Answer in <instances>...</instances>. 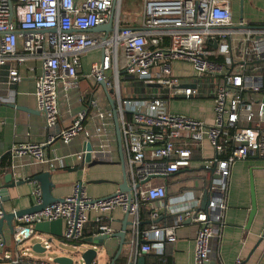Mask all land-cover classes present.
Listing matches in <instances>:
<instances>
[{"label":"built area","instance_id":"1","mask_svg":"<svg viewBox=\"0 0 264 264\" xmlns=\"http://www.w3.org/2000/svg\"><path fill=\"white\" fill-rule=\"evenodd\" d=\"M120 6L121 0H0V66L9 65L6 82L14 84L21 80V65L39 64L33 94L47 132L43 142L13 144L10 157L27 154L34 163L54 170L64 156L46 158L43 148L55 140L69 144L81 133L91 144V158L110 155L112 110L78 91L77 85L82 58L96 53L86 76L111 90L129 187L128 192L117 189L94 198L76 182L60 200L14 218V248L8 249L0 231V254L8 264H56L19 249L33 236L45 249L50 247L35 224L60 220L61 239L71 244L82 239L89 219L96 235H111L112 226L103 220L115 209L128 212L131 257L163 254L164 243L175 242L176 228L190 220L197 224L194 264H208L211 242L222 226L230 167L236 160L264 157V27H254L246 18L233 21L229 0H141L137 25L123 21ZM109 19L107 33L90 31ZM174 63L189 64L191 74L176 75ZM27 68L35 70L32 64ZM122 80L141 82L144 93L123 94ZM59 94L65 101L75 94L82 104L66 126H60ZM202 97L212 99L210 123L169 110L176 98ZM205 139L215 153L200 162L206 181L172 196L171 223L160 226L155 221L159 208L167 210L168 204L163 203L167 187L159 179L193 167L194 150ZM83 154L74 153L77 159ZM31 194L34 205L40 204L38 185ZM203 195L206 202L200 208ZM155 201L162 205L151 204L149 226L141 230V206ZM234 264H242V259L237 257Z\"/></svg>","mask_w":264,"mask_h":264},{"label":"crops","instance_id":"2","mask_svg":"<svg viewBox=\"0 0 264 264\" xmlns=\"http://www.w3.org/2000/svg\"><path fill=\"white\" fill-rule=\"evenodd\" d=\"M229 5L233 21H238L240 0H229ZM241 13L243 18L250 20L252 26L264 27V0H243ZM133 19L127 20V23L137 25L140 21V16L138 19L135 17ZM95 56H97L96 53H94V56L87 54L82 58V68L78 73L77 80L78 91L92 95L100 101L101 105L110 107L100 83H95L86 76L88 63L96 58ZM31 64L35 67L34 71H29L27 68ZM38 65L36 61H28L26 64L21 65L19 68L21 80L14 84L6 82L9 65L0 66V184L3 182V175L7 172L12 173L15 182H22L7 189V198L2 202V208L6 212L34 205L31 191L37 184L35 181L28 180L41 172L49 171L51 173L50 180L55 185L51 189V193L58 198L69 194L72 191L73 184L76 182L83 184L89 196L99 198L116 191L119 183L122 181L121 160L124 162V156L122 145L121 153L119 152L114 125L110 130V155L105 159L100 158V156L92 158L95 161L94 163L82 164V159H77L74 155V153L81 151L84 146L85 137L83 133L77 135L69 144H63L59 140H55L43 148L46 158L58 155L64 156L63 162L57 165L54 170H49L41 164L34 163L27 154L10 157L9 152L13 144L27 141L43 142L46 138L47 132L44 128L43 115L36 107L33 94L35 76L39 73ZM174 65L189 68L187 72H176L174 70L176 75L186 76L191 74L189 64L174 63ZM122 81H124V87H121L123 94L140 95L144 93L140 85L130 83L128 80ZM174 100H181L183 102L178 107L172 109L170 103L173 100L170 101V111L188 114L206 123L212 121L211 97L192 100L176 98ZM59 101L61 103L60 126H66L70 123L74 113L82 107V104L77 101L75 94L70 95L67 101L64 100L62 94H59ZM13 105L31 109V112L17 109ZM68 108L71 111L70 114L67 112ZM200 146L199 149L194 150L193 167L182 169L178 173L159 179V182L164 183L167 187L166 198L163 203L166 202L168 204L167 210L159 208V217L157 218L159 221L157 224L160 226L171 223L169 203L172 200V196H175L177 193L179 194L183 188H194V186L201 185V181L202 184L206 181V179H203L204 172L200 167V162L205 158L214 157L215 153L206 139L201 142ZM6 154L8 155L7 164L3 165L1 163ZM251 192L255 199L256 210L252 219L248 222ZM201 200L202 198L200 199V203ZM223 203L225 208L223 210L220 234L218 238L211 242V261L214 264H234L235 259L239 257L242 259V264H264V240L260 239L264 224V157L250 156L245 159L236 160L232 164L227 179ZM151 204L153 207H159L162 205V201L142 204L141 209L145 215L143 221L147 224L144 225L145 228L149 226V222L147 221L150 218L149 211ZM108 216L110 219L106 217L103 222L110 224L114 230L113 233H115L120 229L124 212L120 209H115ZM196 230V223L184 220L176 228L175 242L164 243L163 254L158 255L152 252L140 253L138 256L144 255L146 264L152 263L156 258L160 260L161 264H165L167 259L169 260V264H194ZM38 233L43 234L41 232ZM2 234L5 236L8 249L12 248L6 222L2 225ZM88 236H97L95 233V223L91 219L85 225L82 239ZM49 237H54L58 241L62 240L61 234L57 237ZM131 239L132 235L130 230H128L119 254H117L119 250V238L111 237L107 239L104 242L105 250L100 253L97 264H124V262H127L132 258ZM66 243L71 245L74 242L71 244ZM47 258L51 257L48 256Z\"/></svg>","mask_w":264,"mask_h":264},{"label":"water","instance_id":"3","mask_svg":"<svg viewBox=\"0 0 264 264\" xmlns=\"http://www.w3.org/2000/svg\"><path fill=\"white\" fill-rule=\"evenodd\" d=\"M242 3L243 0H240V13H239V19L241 20L243 18L241 10H242ZM111 30V19L108 20L107 23L96 26L92 29H90L91 32H105L107 33L108 31ZM100 85L102 86V88L104 89V92L106 94L107 100L109 102L110 108L112 110V118H113V122H114V130H115V136H116V140H117V144H118V148H119V152L121 153V139H120V130H119V126H118V120H117V115H116V109H115V105L113 102V99L111 97V90H107L104 82L100 81L99 82ZM262 102L264 103V94L262 97ZM14 107H16L17 109H21V110H25L28 112H31V109L25 108V107H21V106H17V105H13ZM91 144L88 141H85L84 146L82 148V150H84V154H83V158L81 160V163H88L90 164L91 162L94 163L95 161L92 160L91 158ZM121 166H122V181L121 183H119L118 185V189L120 191H129V187L126 183L125 180V175H124V162L121 160ZM79 167V166H78ZM80 168V167H79ZM51 177V173L49 171H45V172H41L38 173L37 175L33 176L30 180L28 181H35L36 184L38 185L40 192H41V203L38 205H31L27 208L24 209H19V210H15L14 212H6L3 208V215L0 218V231L2 232V225L4 222H6L8 230H9V236H10V243L11 246L13 245V241H12V232H13V220L16 217H20L35 211L40 210L41 208H43L44 206L53 203L57 200H60L61 198L55 197L52 195L51 193V189L54 188V184L51 182L50 180ZM22 183L21 181H17L15 182L13 177H12V173L7 172L3 175V182L0 184V197H1V201L3 202L4 200H6L7 198V189L10 187H14L15 185H18ZM206 202V195L202 196V200L200 203V208H203ZM256 210V203H255V199L254 196L251 192V206H250V211H249V217H248V222L252 219L254 213ZM156 222L159 221V219L155 220ZM149 222V221H147ZM141 224V222H140ZM131 225V221L128 218V212H124V217L121 220V226L120 229L115 232L112 233L110 236L109 235H97L95 237H85L83 238L81 241L75 242L73 244H71V247L75 250L73 253H71V255L68 254H57L56 256H54L52 258L53 262L56 264H76L77 262H81V264H97L98 263V258L100 253L105 250V241L111 237H118L119 238V250L117 251V254H119L120 252V248L124 242V237L126 235V233L128 232L129 227ZM61 221L60 220H53V221H49V222H41V223H37L34 226V230L37 232H41L44 235H48V236H59L61 234ZM262 239V238H260ZM48 242L51 243L52 237L47 238ZM59 243L67 245V243L63 242L62 240L59 241ZM31 249L34 252L37 253H41L44 251H49L52 249V245H50L49 248H44L42 247L39 242L38 243H34L31 246ZM124 264H146L145 259H144V255H139L137 257H132L130 258L127 262H124ZM208 264H214V262L210 261Z\"/></svg>","mask_w":264,"mask_h":264},{"label":"rangeland","instance_id":"4","mask_svg":"<svg viewBox=\"0 0 264 264\" xmlns=\"http://www.w3.org/2000/svg\"><path fill=\"white\" fill-rule=\"evenodd\" d=\"M138 4H139V0H121V6H120V13H121V18L123 19V21L125 23H127V20H134L133 18L135 17L136 19H138V17L140 16V5L138 8ZM91 56H94V53L89 54ZM173 69L176 72H187L189 71V68L186 66H180V65H174ZM136 84L141 86V82H136ZM122 87L123 83H122ZM183 102L181 100H173L170 103V107L172 109H174L175 107H178L180 105V103ZM185 103V102H184ZM196 103V102H194ZM197 105V104H196ZM46 237H49L48 235H45ZM38 239L35 238L34 236L31 237L30 239L26 240L25 242H23L21 245H19V249H21L22 251H26L28 253L31 254V256L35 257V258H47L48 256L53 258L54 256H56L57 254H68L71 255V253H73L75 250L71 247V245L67 244H61L59 243V241L56 238H52L51 240V245H52V249L51 250H47L41 253H37L34 252L31 249V246L34 243H38ZM12 248H14V244L12 245ZM2 254H0V264H8L7 260H4L1 258ZM76 264H81V262H77Z\"/></svg>","mask_w":264,"mask_h":264},{"label":"trees","instance_id":"5","mask_svg":"<svg viewBox=\"0 0 264 264\" xmlns=\"http://www.w3.org/2000/svg\"><path fill=\"white\" fill-rule=\"evenodd\" d=\"M7 159H8V155L6 154V155L3 157V161H2L1 164H3V165L7 164ZM144 216H145V215H144L142 209H140L139 218H140V221H141V224H140V229H141V230H143V229L145 228L144 225H147V224L143 221V217H144ZM166 259H167V258H166ZM167 260H168V259H167ZM167 260H166V263H165V264H169V263H168L169 260H168V261H167ZM150 264H161V263H160V260H158V259L156 258V260H155V261H152V263H150Z\"/></svg>","mask_w":264,"mask_h":264}]
</instances>
